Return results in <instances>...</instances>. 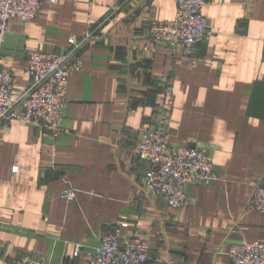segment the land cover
Returning a JSON list of instances; mask_svg holds the SVG:
<instances>
[{"label": "crops", "instance_id": "crops-1", "mask_svg": "<svg viewBox=\"0 0 264 264\" xmlns=\"http://www.w3.org/2000/svg\"><path fill=\"white\" fill-rule=\"evenodd\" d=\"M176 11L175 0H43L29 24L9 21L0 67L17 88L29 84V52L93 38L68 76L63 134L0 125V264H87L106 224L120 220L141 226L149 264H230L233 245L264 242V212L249 208L264 178V0H206L219 34L194 58L148 36L149 21ZM163 109L171 146L204 147L214 169L210 183L186 187L179 208L146 193L149 162L135 153ZM69 188L73 200L62 197Z\"/></svg>", "mask_w": 264, "mask_h": 264}, {"label": "built area", "instance_id": "built-area-1", "mask_svg": "<svg viewBox=\"0 0 264 264\" xmlns=\"http://www.w3.org/2000/svg\"><path fill=\"white\" fill-rule=\"evenodd\" d=\"M42 1L0 0V47L6 42L9 21L18 18L23 24H29L39 13ZM175 1V18L171 21H149L146 24L148 36L153 42L169 43L173 51L182 57L194 58L195 46L213 39L219 30L210 25L204 16L206 0ZM92 38L90 31L82 38L72 36L68 48L62 52H29L27 72L30 81L23 88H17L9 68L0 67V125L9 126L11 122L19 121L54 138L63 134L66 131L63 110L68 101V76L79 69L77 54ZM135 153L149 162L141 181L146 193L166 199L172 208H179L185 203V190L190 183H210L214 179L213 163L204 147L171 146L164 109L156 124L141 135ZM253 187L249 208L264 212V178L254 181ZM62 197L73 200L75 189L64 190ZM124 230L132 231L124 237ZM141 230L140 225L125 220L107 223L99 246L87 252V264H149L151 246L141 235ZM84 248V244L77 243L74 256L78 257ZM228 255L230 264H264V242L244 240L233 245ZM13 264L48 263L24 256Z\"/></svg>", "mask_w": 264, "mask_h": 264}]
</instances>
